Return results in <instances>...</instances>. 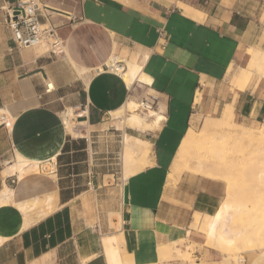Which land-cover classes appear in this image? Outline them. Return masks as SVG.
I'll use <instances>...</instances> for the list:
<instances>
[{"label": "crops", "instance_id": "1", "mask_svg": "<svg viewBox=\"0 0 264 264\" xmlns=\"http://www.w3.org/2000/svg\"><path fill=\"white\" fill-rule=\"evenodd\" d=\"M252 2L52 0V19L65 24L63 56L16 49L1 25L0 108L13 121L8 129L0 125V158L11 154L4 159L11 161L18 152L43 164L5 178L13 196L0 207V264H164L171 258H158L160 244L201 242L193 227L216 212L224 184L191 172L174 186H165L166 178L191 118L229 105L234 120L264 123V74L244 71L236 78L248 79L245 86L230 83L247 64L249 47L264 50L251 33ZM113 53L142 62L152 83L128 86L122 76L99 71ZM47 79L55 90L39 96ZM150 96L151 110L164 116L160 127L129 125L127 101ZM67 108L81 113L78 137L61 118ZM127 136L151 144L152 164L123 179ZM242 259L264 264V248Z\"/></svg>", "mask_w": 264, "mask_h": 264}, {"label": "bare ground", "instance_id": "2", "mask_svg": "<svg viewBox=\"0 0 264 264\" xmlns=\"http://www.w3.org/2000/svg\"><path fill=\"white\" fill-rule=\"evenodd\" d=\"M43 51H45V42L39 44V52L42 53ZM246 55L248 61L245 66H248L250 69L252 68L254 71H259L261 72V75H263L264 52L249 47L246 50ZM114 58L125 61L126 69L121 72V76L128 86H131L135 81L147 82L149 84L152 83V78L148 77L142 71L143 63L139 62V60L120 58L115 56L114 53L109 60ZM234 66L235 65L232 63L229 69H232ZM247 82L248 79L238 81L237 78L233 76L230 83L234 85V87L238 86L239 88H242ZM197 100L195 102H197ZM125 108L127 123L142 129L159 128L164 119V116L161 113L151 110L152 108L143 110L139 103H136L131 99L127 101ZM232 109L231 106L226 105L215 118L208 116L203 117L200 122V130L197 133L194 132L192 126L189 124L180 139L179 149L176 154H174L172 162H170L171 165L167 174L165 186H174L178 181V177L184 172H191L212 178L214 175L213 166L215 167L213 164L214 157L220 150H223L231 140H234V143L227 149V155L235 156L240 153L251 155L252 151L249 153L248 151L251 147H255V144H260L259 148L264 150V123H260L261 125H258L257 123L254 127H250L249 125L237 122L233 118ZM73 110L72 108L67 109L64 114L62 113V120L66 131L72 136L78 137L80 135V130H78V123L75 120L77 119L76 117L79 116L77 114L81 115V113L76 114L74 112L78 111L74 110L73 112ZM0 112L1 114H7V118L10 117L5 109L0 108ZM2 119H4V122L6 123V128H11L10 126H12V122L6 121L4 116L0 118V125L3 122ZM216 135H219V137ZM150 146L151 144L148 141L142 140L141 138L131 136L126 137L124 145L125 161L123 160V179H127L132 173L138 170L141 171L152 164L151 159L148 157L149 153H151ZM186 147L189 149L191 147L195 148L196 151L194 154L188 150L183 152V149ZM135 149H139V152L145 156V160L139 159L140 155H138V158L135 157L137 155L134 156V153L137 151H135ZM192 160H196L195 165L191 162ZM225 161L226 160L221 157L217 162ZM6 164L9 165L11 173H16V176L21 178L28 172L40 170V165L43 163L29 161L17 152L14 158L11 161L6 162ZM246 168L245 161H239L235 166L236 171H242ZM1 174L2 173H0V177ZM261 176L264 178V173L258 174V177L261 178ZM2 182L3 184L0 188V207L7 205L12 200L13 196V189L3 180ZM262 183L264 184V180ZM227 195L229 194L227 193ZM243 206L245 205H235L232 202L224 201L216 212L212 216H209L205 224L200 226L204 231L205 239L213 242V244L217 245L216 247L223 250L224 254L221 253L224 257L231 258L232 256H237V264H244L242 257H239L240 253L264 248V220L259 221V219L256 218L258 216L257 214L255 217L254 215L253 217L251 215L250 218H241L242 215L240 213L241 211H244L242 210L244 208ZM4 240H6L5 236L0 233V245ZM174 244L175 243L160 244L157 246L156 250H161L162 248L166 250L164 253H160L159 258L161 260L172 258L173 255H175L174 257L188 258V252L185 250L181 251L179 247H174ZM152 246L155 248V245ZM170 251H174L175 254ZM234 258L236 259V257Z\"/></svg>", "mask_w": 264, "mask_h": 264}, {"label": "rangeland", "instance_id": "3", "mask_svg": "<svg viewBox=\"0 0 264 264\" xmlns=\"http://www.w3.org/2000/svg\"><path fill=\"white\" fill-rule=\"evenodd\" d=\"M252 1L253 2H252L251 11H252V19L254 21V24H253L251 33H253L256 36V38L254 37L255 41H262L264 40V19H263L264 0H252ZM64 25L65 24H62L60 27L62 28ZM0 28H1V24H0ZM66 28H64V30ZM59 35L62 39H64L61 34L60 29H59ZM258 47L260 48L261 46L257 44V47H253V48H256L264 52V50L259 49ZM22 50L31 52L34 57L39 55V45L25 47V48H22ZM48 50H49V46L45 43V51H43L41 55L49 53ZM65 53H66V48H65V43H64L63 52L59 53L58 55L63 56L65 55ZM244 71H247L249 73L256 72L258 75L261 74V72L254 71L252 70V68L250 69L248 66H245L244 68L238 66L236 70L234 71L235 77L238 75H241V73H243ZM77 73H79L78 70H77ZM67 109H71V108H67ZM66 110H64L62 113L64 114ZM62 113H61V118L63 115ZM218 115L219 113H216L210 117L215 118ZM3 116L4 117L6 116L7 118V114L5 113L1 114L0 112V118H2ZM202 116L203 115H199L198 119L191 118V121L189 123L192 126L194 132L196 133L200 130V122L202 120ZM11 118L12 117H8L6 120L7 121L10 120V122H12L13 120ZM242 124H246V123H242ZM256 124L257 123L246 124V125H249L250 127H254ZM261 124L258 123V125H261ZM216 136L219 137V135H216ZM233 141L234 140L229 141L228 144L225 146V148L223 150H220L214 157V161H213L214 162L213 164L215 165V167L213 166L214 175L212 176L211 179H218L225 186V196H224L222 203L224 201H228V202H232L235 205H238V204L245 205L243 206L244 208L242 207L243 208L242 210L244 211H241L240 213L242 215L241 218H250L251 215L252 217L253 215L254 217L258 215L256 218H258L259 221H263L264 220V208H263L264 207V184L262 182L264 178L262 176L261 178L258 177V174L264 173V150L259 148L260 144H255L254 145L255 147H251L248 151V153L252 151L251 155H247L246 153L236 154L235 156L227 155L228 153L227 149L232 146V144L234 143ZM179 146H180V143H179ZM179 146L177 150L179 149ZM185 150L190 151L192 154H194V152L196 151V149L192 147L190 149L188 147L184 148L183 152ZM220 156L223 157L226 161L218 163L217 161L221 159ZM11 157H12L11 154H8L7 156H5V158H0V162H1L0 172H2L1 177L4 182L7 176H11L13 174L10 172L9 165L5 164V162H8V161L4 160L6 158H11ZM239 161H245L247 168L242 171H238V170L236 171L235 166L237 162ZM191 162L193 163V165L196 164V160H192ZM201 176H204V175H201ZM179 178L180 176L178 177V180ZM207 178H210V177H207ZM6 184L9 186L12 184V182L9 180V182H7ZM227 193L229 195H227ZM195 217L196 216H194V219ZM199 219L200 221L202 220L201 216L199 217ZM193 228H195V232H199V234L201 235V238H202L201 242L195 243V242H192L191 240H181L175 243V245H173L174 247H176L177 245L179 246V249H184L186 250V252H188V258H181L178 256L174 257L175 255H173V257L169 261L165 262L164 264H223V261H224L223 250H220L218 247H216L217 245L213 244V242L207 241L205 239L204 231L200 227H193ZM165 251L166 250H164L163 248L161 250H157V252H159L158 258L160 257V253L162 252L164 253ZM170 252L175 254L174 251L173 252L170 251ZM245 253L246 251L240 253L239 257L240 256L243 257ZM234 257H236V259ZM229 259L231 260L230 264H237V256H232Z\"/></svg>", "mask_w": 264, "mask_h": 264}, {"label": "built area", "instance_id": "4", "mask_svg": "<svg viewBox=\"0 0 264 264\" xmlns=\"http://www.w3.org/2000/svg\"><path fill=\"white\" fill-rule=\"evenodd\" d=\"M52 0H0V24L5 26L9 32L13 45L16 49L36 46L45 42L49 46V53L54 55L63 52L64 39L59 35L62 25L52 19ZM62 2V0H60ZM161 35L163 29H159ZM126 69L125 61L122 59H110L100 70L114 73L121 76ZM55 90L54 82L47 79L43 91L39 94L51 93ZM138 103L141 109H155V98L150 96ZM81 117V116H78ZM6 126V123L2 122Z\"/></svg>", "mask_w": 264, "mask_h": 264}]
</instances>
